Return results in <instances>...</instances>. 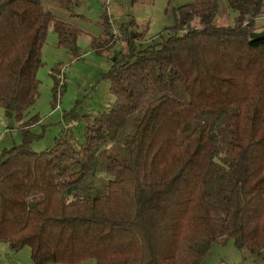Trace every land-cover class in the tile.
<instances>
[{
  "label": "trees",
  "instance_id": "1",
  "mask_svg": "<svg viewBox=\"0 0 264 264\" xmlns=\"http://www.w3.org/2000/svg\"><path fill=\"white\" fill-rule=\"evenodd\" d=\"M49 1L71 16L82 2ZM226 3L232 25L212 23L216 0L184 2L164 39L111 61L113 102L63 115L82 120L81 142L67 128L33 151L30 123L17 127L20 143L0 150V243L27 246L33 264H198L221 238L264 256V33L249 35L264 0ZM49 26L78 57L75 24L42 0H0V107L16 120L37 96ZM101 29L91 48L113 41L106 11Z\"/></svg>",
  "mask_w": 264,
  "mask_h": 264
},
{
  "label": "rangeland",
  "instance_id": "2",
  "mask_svg": "<svg viewBox=\"0 0 264 264\" xmlns=\"http://www.w3.org/2000/svg\"><path fill=\"white\" fill-rule=\"evenodd\" d=\"M191 0H82L76 7V15L42 0L47 10L57 19L75 24L82 31L75 39L78 57L70 56L63 47L56 46V34L51 26L47 28L44 44L41 48V64L36 69L38 79L37 96L23 117L16 120L8 116L0 107V150L20 143L19 125L30 123L32 134L29 147L40 151L48 147L54 137L68 129L75 142L82 141L83 122L76 117L66 119L63 115L72 111L79 115L88 112L97 113L105 109L114 100L109 90V82L102 77L114 60L128 58L129 54L150 48L164 39L170 32L173 19L171 8ZM217 1V13L214 25H232L235 11L226 0ZM106 11L114 29L113 41L101 49L91 48V39L105 43L101 29V16ZM264 29V16L255 19L250 31ZM55 68V71L52 69ZM57 82L53 99V81ZM54 100V102H53ZM71 124V125H70ZM214 155L228 163V146L225 135H219L214 142ZM87 259L77 264H93ZM0 264H33L29 257V248L21 247L9 251L0 243ZM61 264V263H47ZM198 264H264V256L258 257L245 248H236L230 238H221L213 242Z\"/></svg>",
  "mask_w": 264,
  "mask_h": 264
},
{
  "label": "water",
  "instance_id": "3",
  "mask_svg": "<svg viewBox=\"0 0 264 264\" xmlns=\"http://www.w3.org/2000/svg\"><path fill=\"white\" fill-rule=\"evenodd\" d=\"M262 33H264V29H263V30H260V31H251V32L249 33V35H250L251 37H254V36L261 35ZM107 67H109L108 64H107Z\"/></svg>",
  "mask_w": 264,
  "mask_h": 264
},
{
  "label": "built area",
  "instance_id": "4",
  "mask_svg": "<svg viewBox=\"0 0 264 264\" xmlns=\"http://www.w3.org/2000/svg\"><path fill=\"white\" fill-rule=\"evenodd\" d=\"M71 125V124H70Z\"/></svg>",
  "mask_w": 264,
  "mask_h": 264
}]
</instances>
